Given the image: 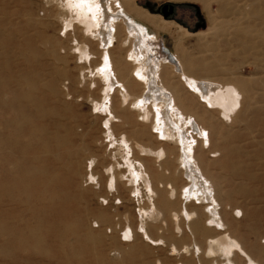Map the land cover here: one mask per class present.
<instances>
[{"label": "rangeland", "instance_id": "374dc122", "mask_svg": "<svg viewBox=\"0 0 264 264\" xmlns=\"http://www.w3.org/2000/svg\"><path fill=\"white\" fill-rule=\"evenodd\" d=\"M75 1L0 0V264H248L231 241L264 264V0H109L147 24L150 57L169 50L231 89L204 101L175 77L185 118L170 135L141 100L122 25L104 46ZM185 136L221 228L206 201L183 200Z\"/></svg>", "mask_w": 264, "mask_h": 264}, {"label": "bare ground", "instance_id": "6f19581e", "mask_svg": "<svg viewBox=\"0 0 264 264\" xmlns=\"http://www.w3.org/2000/svg\"><path fill=\"white\" fill-rule=\"evenodd\" d=\"M190 1L203 4L200 0ZM76 3L77 1L73 0L75 8ZM108 3L109 0H88V2L85 3H81L80 0H78L79 16L85 20L89 19V23H87L89 29L93 31L96 28L98 29L97 36L103 42L104 46L110 45L111 42L116 39L115 33L118 32V28L122 25L125 40L131 47L129 58L136 64L137 76L144 83V94L141 100H144V102L148 101L152 105H157L154 108L160 124V132L162 134H172V132L178 129V122L183 121L185 118L180 110L176 108L175 97L172 92L173 89L169 86L170 82L175 77L178 78L180 84H182L181 81L183 82V85H181L182 87H188L191 91L197 93L204 101H210L211 98H214V100H216L215 102L221 103V101L223 102L225 99L227 101V99L232 98L229 93V91H231V89L229 90L230 87L226 85L227 89L223 92L224 90L222 91L221 87L211 79L194 78L193 74H190L188 71L187 63L185 64L182 58L174 55L169 50H166L167 53L163 51L164 54L161 60L150 57L151 55L147 54L150 49L148 41L149 39H154V35L148 30L147 24L142 21L139 16L134 15L132 11L124 9L123 6H118V8L114 10L110 8ZM87 14L90 15V17L87 16ZM158 21H161V19L158 18ZM180 29L184 30L181 27ZM184 32L187 33V31ZM179 37L181 40L184 38L182 36ZM149 53H151V49ZM164 65L170 67L171 72L169 74H166L168 67H165ZM102 71L112 84L117 82L111 71L109 61L105 60V63L102 66ZM220 103H218L219 106H221ZM175 115L177 120L175 119ZM189 123L194 126L196 134L202 137V139H205L206 133L200 130L197 123L194 122V120H189ZM207 141L208 140H204V142ZM180 143V167L189 180L188 187L184 189L183 200L190 203L191 200L196 197V199L206 201V203L209 204L208 213L210 212L212 219L210 222L221 228L224 224L221 221L214 219V216L217 214L215 209L217 204L214 198V190L209 179L202 173L195 155L193 154L192 156V148L195 142L192 138L185 136L184 141L180 140ZM9 158L10 156L7 157V160ZM12 186L14 187V185ZM20 186L22 185L20 184ZM185 206L186 205H184V207ZM185 215L189 220L190 215L186 212ZM195 230L196 233L199 234L209 231L206 226H202L199 229L196 227ZM224 234H226V232ZM231 242L234 243V247L239 250L242 256L249 259L248 264H257L241 246L234 241ZM209 244V254L212 252L215 253L216 249H220V238L210 240ZM229 264L234 263L230 260Z\"/></svg>", "mask_w": 264, "mask_h": 264}, {"label": "water", "instance_id": "95a60500", "mask_svg": "<svg viewBox=\"0 0 264 264\" xmlns=\"http://www.w3.org/2000/svg\"><path fill=\"white\" fill-rule=\"evenodd\" d=\"M194 8L196 10V14H199L198 8L196 6H194ZM173 9H174L173 5H164V6H161L157 9V13L161 14L162 17L164 18V20H167L169 15H171L173 13Z\"/></svg>", "mask_w": 264, "mask_h": 264}, {"label": "snow or ice", "instance_id": "6c2138e0", "mask_svg": "<svg viewBox=\"0 0 264 264\" xmlns=\"http://www.w3.org/2000/svg\"><path fill=\"white\" fill-rule=\"evenodd\" d=\"M81 3L88 2V0H80Z\"/></svg>", "mask_w": 264, "mask_h": 264}, {"label": "flooded vegetation", "instance_id": "af4514ba", "mask_svg": "<svg viewBox=\"0 0 264 264\" xmlns=\"http://www.w3.org/2000/svg\"><path fill=\"white\" fill-rule=\"evenodd\" d=\"M194 8V7H193ZM195 9V8H194ZM196 11V10H195Z\"/></svg>", "mask_w": 264, "mask_h": 264}]
</instances>
